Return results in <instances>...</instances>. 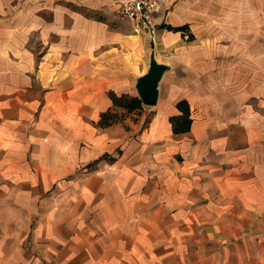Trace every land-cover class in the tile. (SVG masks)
<instances>
[{
    "label": "crops",
    "instance_id": "1",
    "mask_svg": "<svg viewBox=\"0 0 264 264\" xmlns=\"http://www.w3.org/2000/svg\"><path fill=\"white\" fill-rule=\"evenodd\" d=\"M30 1L5 42L42 54L0 75V264H264V119L223 104L264 92L261 18L162 0L135 32L123 0Z\"/></svg>",
    "mask_w": 264,
    "mask_h": 264
},
{
    "label": "rangeland",
    "instance_id": "2",
    "mask_svg": "<svg viewBox=\"0 0 264 264\" xmlns=\"http://www.w3.org/2000/svg\"><path fill=\"white\" fill-rule=\"evenodd\" d=\"M256 1L264 2V0H255V5H252L248 0H237V11H239L237 16L241 17L243 11H245L247 14L253 13L255 14V16H253L252 21L255 22L254 18L257 17L256 19H258L259 16L261 18L260 24L264 27V14H261L259 12L256 15V11H254L256 7L258 8L260 6L256 5ZM39 6L41 5H38L35 2H31L30 0H0V75L4 73L5 62L10 59H28L31 57L35 60L37 58H40L38 56V53L39 55H41L42 52L41 48L38 46L39 40L38 32L36 30L28 32V35L25 36V38L27 37L29 40L24 41L25 45L23 47L20 48L19 45L18 50H12L8 46V44L6 45L5 42V36L7 35V33H10V35L13 33L14 37L20 38V31L22 28L27 27L26 23H32L31 27L36 28V25L38 24L37 15L40 11H42L41 8L38 9ZM22 13L29 14L26 20H22ZM240 17H238L239 21L242 20ZM26 49H28L31 54ZM151 52L153 53L154 49H152ZM259 95L258 97L252 96L247 98L246 100L243 99V101L238 99L228 101V103H223L224 101L221 102L225 104L226 108L232 106L231 109H234V111H239V108L248 106V109L250 108L251 111H253V113H256L258 117H262L264 119V92ZM241 102H244V104H241ZM124 113L126 112H123V114Z\"/></svg>",
    "mask_w": 264,
    "mask_h": 264
},
{
    "label": "built area",
    "instance_id": "3",
    "mask_svg": "<svg viewBox=\"0 0 264 264\" xmlns=\"http://www.w3.org/2000/svg\"><path fill=\"white\" fill-rule=\"evenodd\" d=\"M162 0H123L117 3L116 14L128 20L135 32L150 31L155 26V15Z\"/></svg>",
    "mask_w": 264,
    "mask_h": 264
},
{
    "label": "water",
    "instance_id": "4",
    "mask_svg": "<svg viewBox=\"0 0 264 264\" xmlns=\"http://www.w3.org/2000/svg\"><path fill=\"white\" fill-rule=\"evenodd\" d=\"M166 65L157 62L154 55L150 56L148 70L139 76L135 82V89L144 105H155L158 98V84L165 70Z\"/></svg>",
    "mask_w": 264,
    "mask_h": 264
}]
</instances>
